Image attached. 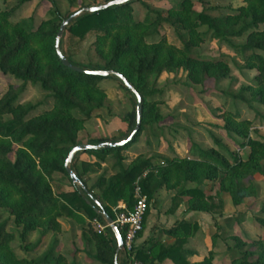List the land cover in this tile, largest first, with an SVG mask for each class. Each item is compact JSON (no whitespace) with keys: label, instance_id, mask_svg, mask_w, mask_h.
Instances as JSON below:
<instances>
[{"label":"trees","instance_id":"obj_1","mask_svg":"<svg viewBox=\"0 0 264 264\" xmlns=\"http://www.w3.org/2000/svg\"><path fill=\"white\" fill-rule=\"evenodd\" d=\"M27 1L17 0V4ZM49 1L52 15L37 26L31 19L12 21V9L0 8V71L21 81L18 90L10 88L0 97V206L8 208L15 223L22 227V240L34 230H40L41 236L51 233L53 237L49 247L39 256L32 259L18 257L11 244L12 235L6 230V221H1L0 264H66L58 250L57 236V217L63 213L82 222L91 234L95 243L92 258L102 264H115L116 259L119 264L121 251L115 258L117 244L113 231L106 228L98 232L93 220L104 223L103 212L114 219L116 212L125 209L119 208L121 202L125 203L126 208H131L134 203V183L144 171L146 175L139 180L147 197L143 220L153 194L161 187L178 188L174 199L187 195V209L214 216H222L223 202L219 194L216 193V197L206 194L198 186L186 188L184 183L218 181L220 189L230 192L233 201H240L245 194L243 177L264 172L261 163L264 158V139L249 137L250 122L241 118L237 111L232 113V117L226 118L224 126L243 140L239 143L240 147L245 144L249 146V154L244 160L213 136L217 146L224 150L222 154L193 145L187 158H165L155 162L153 156L138 157L124 165L121 152L129 147L130 142L121 147L87 149L75 153L71 169L85 189L72 183L64 163L70 150L79 144L77 137L84 128V121L103 105L106 94L99 86L100 80L111 77L124 88L126 86L116 75L103 77L85 74L62 63L57 54L56 36L61 22L76 11L77 0H68L71 10L65 13L58 8L56 0ZM107 1L110 0H105V3ZM134 1L96 12H83L65 27L59 49L71 63L83 69L114 70L122 74L141 96L142 123L150 111L153 89L149 88V83L158 78L161 72L183 68L187 71V77L195 83H201L207 77L218 80L229 75L225 60L207 59L193 52V48L209 32L225 40L246 34L245 43L232 46L241 54L244 66L255 68L258 73L251 84L241 86L232 93V97L243 101L249 108H252V103L264 104V61L257 52L264 50V28L258 29L259 25L264 24V0H242L243 5L223 16L196 11L191 0H172V5L165 10L146 5L143 19L133 18L131 4ZM87 6L90 5L82 3L78 9ZM165 26L174 29L181 42L180 47L166 41L163 33ZM202 26L206 30H202ZM89 39H93L92 45L101 64L83 66L73 61V55ZM28 83L49 94L53 99L50 109L30 115L39 104L19 101V92ZM5 115L11 117L5 119ZM128 118L131 124L135 123V107L128 113ZM140 130L142 125L138 133ZM123 138L121 136L112 141ZM105 141L110 140L89 138L86 143L97 145ZM13 144L19 146L15 160L9 156ZM81 152L92 154L96 159L83 163L82 171L78 172L76 160ZM106 158L114 159L112 172H103L91 182L89 174L96 173L101 161H106ZM56 171L66 175L71 190L53 191L46 177H51ZM258 221L264 227V218ZM189 229L190 222L181 220L171 229L176 233L172 242H151L148 246L136 244V258L145 264H164L166 258L173 264H211V253L197 262L188 258L196 254L184 247ZM119 232L123 234L121 229ZM242 245L245 243H239L236 247L239 253L230 264H264L263 239L251 241L246 248ZM122 257L123 263L127 264L126 258Z\"/></svg>","mask_w":264,"mask_h":264},{"label":"rangeland","instance_id":"obj_2","mask_svg":"<svg viewBox=\"0 0 264 264\" xmlns=\"http://www.w3.org/2000/svg\"><path fill=\"white\" fill-rule=\"evenodd\" d=\"M196 11H205L211 16H223L233 13L242 0H191ZM103 4L105 0H77L79 6ZM62 13L70 11L68 0H56ZM146 5L151 8L165 10L172 5V0H136L132 2V16L134 19H143L146 14ZM0 8H11L10 19H31L34 26L52 15V5L49 0H29L21 5L17 0H0ZM206 30L205 26L201 27ZM264 24L258 29H263ZM163 33L166 41L176 47L181 46L180 40L172 27L165 26ZM155 37L154 39H157ZM246 34L241 37H229L228 40L214 37L209 32L205 38L193 48L195 54L203 58H219L225 60L229 75L222 79L207 77L201 83H195L187 77V71L177 68L173 71H163L158 78L149 83L153 89L150 96V111L146 121L141 124L142 130L126 150L121 152L122 163H130L135 158L153 156L155 162L165 158H187L194 146L204 150H214L223 153L213 140L216 137L235 155L246 159L249 146H239L243 140L225 128L226 118L232 117L237 111L241 118L250 122L248 135L251 139H264V104L252 103L249 108L243 101L233 99L232 93L237 92L241 86L252 83L258 73L255 68L244 66L241 54L237 53L232 45L243 44ZM93 39H89L73 55V61L86 66L92 63H102L93 48ZM264 61V50L257 51ZM21 81L11 75L0 71V97L10 88L18 90ZM99 86L105 91V98L100 109L94 111L91 118L84 121V128L78 133L77 141L86 143L89 138H103L112 141L121 136L127 137L135 127L129 122L128 113L135 107L136 97L130 89L123 87L114 78L100 80ZM19 101L22 103H38L39 106L30 115L37 114L44 109H50L53 99L38 86L26 84L19 92ZM5 119L11 115H5ZM149 121V122H147ZM18 145L13 144L10 158L15 160ZM96 157L87 152H81L77 157L76 170L82 171L83 163L94 162ZM101 161L96 173H90V181H94L103 172L111 173L114 159L106 158ZM72 163V162H71ZM264 171V158L261 161ZM65 164V163H64ZM71 167V164H70ZM220 174V172H219ZM46 177V176H45ZM53 191L72 189L71 183L65 174L53 172L46 177ZM245 194L240 201H233L230 192L221 190L218 181L198 184L184 183L186 188L199 187L206 194H219L223 202L222 216L212 215L203 211L194 210L191 218L188 247L196 254L188 258L192 262L200 261L211 253V264H230L239 250L238 244L244 248L253 240H264V227L259 218H264V172L248 174L243 177ZM73 183V182H72ZM173 193L178 188L172 189ZM187 199V195H180ZM216 197V196H215ZM6 221V230L12 235V246L18 257L35 258L43 253L50 245L52 234L41 236L40 230L30 232L25 240L21 239L22 227L14 221V216L8 208L0 206V222ZM59 224L58 250L63 255L66 264H102L91 255L95 254V243L89 231L83 227L78 219L63 213L57 217ZM38 242V245L34 246ZM118 263H123L122 254H119Z\"/></svg>","mask_w":264,"mask_h":264},{"label":"water","instance_id":"obj_3","mask_svg":"<svg viewBox=\"0 0 264 264\" xmlns=\"http://www.w3.org/2000/svg\"><path fill=\"white\" fill-rule=\"evenodd\" d=\"M130 0H110L107 1L106 3L103 4H99V5H93V6H87V7H83L81 9H78L76 11H74L73 13H71L66 19H64L59 27V30L57 32V36H56V49H57V54L60 58V60L62 61V63L69 67L72 70L78 71V72H82L85 74H90V75H96V76H109V75H116L117 77H119V79L122 80V82L124 83V85L130 89V91H132V93H134L137 103H136V124L135 127L133 128V130L130 132V134L118 141H105L102 143H99L97 145H92V144H88V143H79L76 146H74L70 152L68 153V156L65 160V169L71 179V181L74 184L79 185L80 187L84 188V185L81 183L80 179L76 176V174L74 173V171L71 169L70 164L73 160V157L75 155V153H77L78 151H83V150H87V149H98V148H107V147H121L124 146L130 142L133 141L134 137L136 136V134L139 131L140 128V124H141V114H142V101H141V96L138 94V92L135 90V88L132 86V84L120 73L114 71V70H104V69H83L73 63H71L60 51L59 49V42L60 39L64 33L65 27L76 17H78L80 14H82L83 12H96L99 10H103L106 9L110 6L113 5H117V4H121L124 2H127ZM104 216H105V220L110 224V229L113 231L115 239H116V253H115V258L118 255V252L121 251L122 249V237L121 234L118 230V227L112 223V218L108 215H106L103 212ZM115 264H117V260L115 259Z\"/></svg>","mask_w":264,"mask_h":264},{"label":"crops","instance_id":"obj_4","mask_svg":"<svg viewBox=\"0 0 264 264\" xmlns=\"http://www.w3.org/2000/svg\"><path fill=\"white\" fill-rule=\"evenodd\" d=\"M172 191V189L161 187L153 194L143 220V229L138 237L137 245L148 246L151 242L170 243L176 238V233L171 231L176 223L181 220L191 222L190 220L195 211L187 209L185 197L179 196L174 199L176 192L173 193ZM119 206H125V203L121 202ZM190 237L191 232L189 229L184 247L192 250L188 247ZM163 263L173 264L168 258Z\"/></svg>","mask_w":264,"mask_h":264},{"label":"built area","instance_id":"obj_5","mask_svg":"<svg viewBox=\"0 0 264 264\" xmlns=\"http://www.w3.org/2000/svg\"><path fill=\"white\" fill-rule=\"evenodd\" d=\"M145 175L146 171H144L134 183V203L132 207L126 208L125 206H119V208L121 207L125 209L116 212L115 218L112 219V223L118 227V230H122L121 253L126 258L127 264H145L135 256V247L139 233L143 229V217L147 209V197L143 193L139 183L140 178ZM93 224L98 232H103L106 228H110V224L106 220L102 223L97 219H94Z\"/></svg>","mask_w":264,"mask_h":264}]
</instances>
